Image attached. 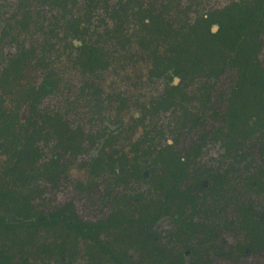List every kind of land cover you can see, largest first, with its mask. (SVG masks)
I'll return each instance as SVG.
<instances>
[{"label": "rangeland", "instance_id": "374dc122", "mask_svg": "<svg viewBox=\"0 0 264 264\" xmlns=\"http://www.w3.org/2000/svg\"><path fill=\"white\" fill-rule=\"evenodd\" d=\"M233 1L236 0H0V107L7 114H23V118L36 122L32 127L27 126L25 132L38 131L35 135L40 141L37 142L43 160L33 162L26 168L31 176L27 181L24 178L15 179L10 185L16 186L20 191L30 189L28 193L33 198L32 204L37 215L55 212L57 208L69 213L70 204L80 221L102 222L112 212L111 197L106 195L111 192V195L118 198L121 206H126L124 207L130 218L137 216L143 204L141 199L153 196L155 181H138L132 175L128 178L132 172L130 168L122 169L120 164L111 165L109 161L96 173L91 170L92 166L89 167L88 162L93 160V155L97 156L99 153L106 161V157L110 155L117 157L126 153L131 156L136 150L147 151L145 158L149 159L150 155L155 156L156 149L153 145L165 141L172 142L174 150L178 146L180 150L185 147L183 135L187 132V123L186 126L183 125L182 115L178 120L176 116L170 117L173 114L171 109L178 108V105H166L158 101L164 93L162 77H158L161 71L155 60L158 57L167 59L175 54L177 43L187 35L182 29L186 22L193 24L203 13L216 11ZM149 15L153 17L148 18ZM145 16L147 25L144 22ZM259 37L262 39V46L258 55L264 64V32ZM82 44L88 48H97L100 61L95 66H88L86 54L79 47ZM190 45L189 48H193V44ZM202 55L207 56L206 75L211 82L210 75L214 72L212 68L215 69L217 66L214 64L221 60L214 58L215 55L218 56L214 51L205 50ZM11 57L19 58V63L12 64ZM233 75L232 69L223 73L218 79L219 85L224 88L232 86L236 81ZM46 80H52L56 90L53 93H41L34 100L31 93L38 90ZM193 81L195 84L187 88L188 92L191 90V94L185 95V103L195 102V98H200L199 92L195 90L199 84L196 82L200 79L196 77ZM96 110L102 117L106 116L109 122L121 119L117 125L112 123L115 127L113 132L102 126L103 120L99 123L94 121L92 114ZM211 110L213 109L209 108L212 114L217 112ZM53 113L70 122L72 127L78 128L71 133L76 136V140L67 135L63 137V141L58 140V134L52 129L53 124L48 121L53 118L49 115L55 116ZM215 122L216 118L213 119V123ZM160 124L164 126L163 133L168 135L160 137L154 130ZM170 127L179 130L168 133L167 129ZM255 128V136L243 143L246 150L242 154L246 160L256 161L253 174L261 184L264 182V156L261 149L264 145V124ZM105 134L107 137L103 136ZM173 136L176 137L175 140ZM215 136L206 141L203 156L196 151L189 160L191 163L196 160L207 164L209 173L214 177L220 171L218 162L222 160L221 156L229 155L224 147L227 141ZM239 138L242 135L237 136L236 140ZM95 139L99 141L96 146ZM11 146V136H7L5 140L0 139V180L11 175L12 164L17 161L12 155ZM247 146L256 147L251 150ZM150 148L154 151L149 155ZM254 151L252 158L251 152ZM57 154L62 157L63 167L60 165L56 169L59 173L54 177L42 179L38 171L45 167L44 161L47 162ZM148 165L152 166L153 163ZM233 175L243 174L239 172ZM231 178L232 176L229 178L228 188L234 184ZM240 182L243 183L242 190L243 186L248 187V178H242ZM93 184L96 186L92 187ZM255 189L257 194L255 193L253 203L264 211V183ZM229 191L227 199L233 192ZM244 193L249 195L246 190ZM136 194L140 196L139 200H134ZM243 195L240 198L248 201L249 197ZM210 196L218 198L213 190ZM102 197H107V201H103ZM229 208L232 224L241 227L225 233L231 240V243H227L226 252L231 249L236 251V247L242 245L249 235V232H245L248 231L247 228H242L247 226L248 220L246 222L232 204ZM161 224L165 226L166 222ZM162 225L159 228L163 235L161 241L164 243L163 241H167L166 236H171L175 228H164ZM168 226L170 223H167ZM15 235L12 233V238ZM24 238L31 242L25 249L17 246L14 252L16 264H120L110 260L106 253L98 252L99 249L94 247L92 240L79 238L74 242L66 239L64 231H58L52 226L41 228L33 237H29L26 231L17 234L20 241ZM130 238L136 246L133 253L137 262L128 264H150L149 251L140 247L136 232L130 233ZM5 241L8 244L6 238ZM100 241L111 248L122 250L124 247L115 229L110 227L100 233ZM59 244L63 246L61 252ZM199 247L202 250V246ZM25 257L28 260L23 262ZM223 258L214 264H233L228 258ZM255 261L257 262L247 260L243 264L264 263L262 260Z\"/></svg>", "mask_w": 264, "mask_h": 264}, {"label": "flooded vegetation", "instance_id": "af4514ba", "mask_svg": "<svg viewBox=\"0 0 264 264\" xmlns=\"http://www.w3.org/2000/svg\"><path fill=\"white\" fill-rule=\"evenodd\" d=\"M146 19L147 18L144 19L145 25L148 24ZM179 41L180 42L177 44L180 46L183 41L182 37ZM174 51L175 54L170 55L168 58L166 57L167 59L158 57L155 60L156 66H158V69L161 71V73L158 74V77H162L161 81L163 83L162 89L164 93L160 96L161 99L157 100L166 105H178V108L174 107L175 109H171L173 114L170 117L173 118L176 116V120L181 118L180 115L184 117L183 119L181 118V120L183 125L185 124L186 126L187 123L188 127L187 132L183 135L185 139V147L180 150L178 146V148L174 150V145L171 144L172 142L167 143L165 141L158 143L159 145H153V148L156 149L154 157L150 155L153 153L154 149H148L150 155L149 159L145 158L147 157V151L136 150L131 156L126 153H122L117 157L110 155L109 157H106L108 159H106V161L102 155H99L101 153H99L97 156L93 155V160L88 162L89 167L92 166L91 170L96 173L100 171L105 162L109 161L111 162V165L114 163L120 164L122 169L130 168L132 172L128 178L132 175L133 178L139 179L138 181L147 179H153V181H155V191L153 196L141 199L143 204L142 207L139 208L137 216L130 218L128 212L125 210L126 206H121L118 198L115 197L114 194L111 195V192H107L106 195L111 197V202L113 204L112 212L107 219L102 222L85 223L80 221L73 212V209L70 208V204H68L70 210L69 213L62 212L63 209L58 210L57 208L55 212L52 211L46 215H37L35 212L36 208H34L32 204L33 198L30 193H28L30 189H22L20 191L16 186L13 187L10 185L11 181L13 183L15 179L24 178L19 176L12 177L11 170V175L8 177H2L0 180V264H16V256L14 252L17 246L20 245L24 249L29 247L30 240L24 238L20 241L17 239V234L19 232L31 229L36 236L37 231L47 226L55 227L58 231L62 232V226L51 219L52 214H57L63 220L65 217H71L73 223L77 222L102 226L99 228V233L97 234L95 232L92 237L93 239H91L96 248H99V246H97L98 243L103 244L100 241V233H102L105 228L110 227L115 229L118 237L122 241L121 245H124L122 250H126L128 253V263L136 261L135 253H133L136 246H134L133 241H131L130 238V233L132 232H136L139 237L140 247H145V250L150 249L149 252H155V248L162 249L166 260L172 261L174 264H185L186 262L189 264H214L223 257L226 259L228 258L230 263L233 264H243L247 260L256 263L257 261H255V259L264 261V211L259 209L253 203L255 193L257 194L255 188L264 182H261L260 184L253 174L255 172L256 161L253 160L250 162V160H246L245 156L243 157L242 154L243 151L246 150V146H243L245 140L252 139L256 134L255 120L257 116L255 113L246 112L243 114L246 122L243 126L241 124L238 125L239 128H237L235 133V135H242V138L236 140L237 136L229 131L228 119L232 114L227 111L230 103L233 102L240 104L246 99V96H248L249 102H252V100H254V88L251 86L248 88L241 87L239 81V68L230 63V58H219V60L225 62V65L221 67L222 71H219L217 75H210L212 79L210 82V79L208 80V76L206 75V69H208L207 56L202 55L205 53V50L187 47L178 48ZM221 52H224V50ZM225 52L228 51L225 50ZM11 58H13V61H16L17 59L14 57ZM242 60L244 59H236V61L240 62ZM248 60L250 62L255 61V55L250 54ZM231 69L236 81L232 83V86L224 88L219 85L218 79L223 73L231 71ZM196 77L200 79L199 82H196L199 83L197 86L198 88H195V90L199 92L198 95L200 98H195V102L191 101L185 103L187 101L185 95L191 94V90L188 92L187 88L189 85H193V83L195 84L193 80ZM50 82L53 84V87L50 90H41L40 86L38 90L31 93L35 98L34 100L38 99L39 94L41 93L48 94L50 92L53 93L56 90L54 82L52 80H50ZM76 101L77 100H75V102ZM209 108L213 109L211 111L217 112L212 114L210 113ZM100 114L101 113L96 110L95 113L92 114L93 119L98 123L103 120L101 124L109 132H113L115 129L114 125L121 122V119H117L115 122H109V119H107L106 116L102 117ZM54 115L55 116L49 115V117L51 116L53 118L48 119V121L53 124V131L54 126L60 131L59 134L54 131L58 134V140L63 141L65 135L76 140V136L74 137L71 133L72 131L74 133L78 128L72 127L70 122L65 121V119L57 113ZM23 116V114L22 116L17 114H7L0 107V139L5 140L7 136L12 137V134H16V141L19 139L18 135L24 141V138L28 133L36 134V130L28 133L25 132L27 126L32 127L36 122H31V119L27 120L26 118H23ZM215 118L216 122L213 123V119ZM55 122L56 125H54ZM112 123L115 124L112 125ZM188 123H190V125H188ZM253 124L254 126L252 127ZM163 127L164 126L160 124V127L156 125L154 128V130L160 134V137L168 135L163 133ZM178 130L179 129H175V127L167 129L168 133H173ZM95 131L98 132V130H93V132ZM215 135L221 140L223 139L227 141L224 147L229 154L228 156H231L232 158H228V156L226 157L224 154L221 156L222 160L218 162V168H220V171H218V176L214 177L209 173L210 170L207 164L200 163L196 160H193L191 163L189 160L196 151L203 156V151L206 148V141L212 139V136L216 137ZM103 136L107 137L106 134ZM36 137L37 136L35 135L33 146L39 150L36 151L38 159L34 162L41 159V148L38 144L40 141ZM147 137L148 136L146 135V138ZM229 138L231 141L236 140L238 142L229 144ZM175 139L176 137L173 136V140ZM97 143H99V141L98 139H95V146ZM21 145L19 147H21ZM247 147H251V150H255L256 146ZM261 149L264 156V145L261 146ZM18 150L19 148L12 149V155L15 156L17 160L12 164V167L17 165L19 169L29 175L26 168L33 162L20 161L21 156L20 153H18ZM254 154L255 151L251 152L252 158L254 157ZM53 156L58 159V166L52 171V173H50V170L47 168L49 159L47 162L44 161L45 167L38 171V174L42 179L54 177L55 174L59 173V170L57 171L56 169H59L60 165L63 167L64 163L61 164V155L57 154ZM41 161L43 162L42 159ZM148 163H153V165L150 166ZM239 169L242 170L239 171ZM239 172L246 177L243 175H233L237 173L239 174ZM226 175H228V177H226ZM231 176V180L236 186L233 184L228 188L229 178ZM30 177L31 176H28L27 179ZM242 178H245V180L248 178V187L246 188L243 186V190L241 188L243 183L240 182ZM27 179L24 178L26 181ZM26 185L29 186L28 184ZM93 186H96V184H93L92 187ZM229 189L233 192L231 197L227 199L228 192H230ZM212 190L218 194V198L215 199L213 196H210ZM244 190H246L249 195L245 194ZM241 194H245L243 197H249L248 201L240 198ZM134 197H136L134 200H139L140 198L138 194ZM12 198L20 202L26 201L28 203V209L25 211L27 219H15L16 210H14L15 205L12 204ZM105 199L102 197L103 201H107V197H105ZM230 204L236 207L238 213L241 217H244L243 219L246 220V222L248 220L247 226H242V228H247L248 231L245 232H249V235L242 245L236 247V251L231 249L226 252L227 243H231V240L225 233L233 232V229H239L241 227L232 224V219L230 218ZM35 214L40 218V223H32ZM62 219L59 220L61 224L63 222ZM118 219L120 222L122 221L121 227L115 226V222ZM140 219L142 222H140ZM234 219H237V216H234ZM19 221L26 226L30 225L31 228H28L30 227L28 226L25 230L15 226ZM162 222H166V227L161 224ZM167 223H170V226L167 227ZM160 225L164 228H175L171 236H166L167 241H163L165 244L161 241L163 235L159 228ZM12 233L16 234L13 238ZM5 238L7 239L8 244L6 243ZM79 238L81 237H78V239ZM66 239H68L67 236ZM199 246H202V250ZM173 247L177 248L172 249ZM58 249L59 252H61L63 246L59 244ZM98 252L105 253L101 250ZM27 260L28 257H25L23 262H26Z\"/></svg>", "mask_w": 264, "mask_h": 264}, {"label": "trees", "instance_id": "16d2710c", "mask_svg": "<svg viewBox=\"0 0 264 264\" xmlns=\"http://www.w3.org/2000/svg\"><path fill=\"white\" fill-rule=\"evenodd\" d=\"M55 1L58 2V0ZM147 17L152 18L153 15ZM147 17L145 16V18ZM215 25L217 26L216 30L213 29ZM182 29L184 31L183 33L187 34V36L182 37V45L177 46V48H186L189 47L188 45L193 44V48L191 47L192 49H205L207 51L210 50L216 52L218 56L215 55L214 58H230V63L239 68V81L241 87L248 88L251 86L254 88L255 93L253 94L254 100H252V102H249L248 96H246V99L240 104L232 102L228 105L227 111L232 114L228 119L229 131L235 135L237 128H239L238 125L241 124L243 126L246 122L243 117V114L246 112L255 113L257 116L255 125L256 127H261L264 124V117H262L264 114V64L260 61L258 52L262 46V39L259 37V34L264 32V0L233 1L216 11L203 13L193 24L186 22ZM79 47L82 53L86 54L88 66L93 67L100 61L99 52L96 53V51H98L97 48H88L84 44ZM223 50L224 52L220 54L219 51ZM225 50L228 52H225ZM250 54L255 55V61L250 62L248 60ZM238 58L244 60L241 62L236 61ZM11 61L13 64H18L19 58H17L16 61H13V58H11ZM212 62H210V67L213 66ZM224 65L225 62L223 61L216 63V65L214 64V66L217 67L215 69L212 68L214 71L213 74L217 75L219 71H222L221 67ZM52 87V82L46 80L41 85V90H50ZM54 131L58 134L60 132L55 126ZM36 132L38 131L36 130ZM16 138V134H12V149L19 148L18 153H20L21 156L20 161L34 162L37 160L38 154L36 151L39 149L33 146L35 134L28 133L25 136L24 141L19 135L17 141ZM235 142L237 141L230 140V144ZM20 145L21 147H19ZM57 162L58 159L54 156L49 159L47 168L50 170V173H52V171L58 166ZM15 176L27 179L29 175L19 169L16 165L15 167H12V177ZM12 204L15 205V219H27L25 211L28 209V203L26 201L20 202L12 198ZM51 219L54 220V222L59 223V225L62 226V230L65 231L68 239L74 240V242L78 237L88 240L93 239V234L95 232L98 234L99 228L102 227L85 223H73L71 217H65L63 220L57 214H52ZM60 219L63 220L62 224L59 221ZM34 222H41L36 214L32 220L33 224ZM140 222H142L141 219ZM15 226L25 229L30 225L26 226L19 221ZM115 226L121 227L122 221L120 222L118 219L115 222ZM28 228H31V226ZM26 232L29 237L35 236L34 231L31 229H27ZM97 246H99V250L107 254L110 260L118 261L120 264H128V253L126 250L111 248L110 246H105L101 243H98ZM146 250L149 251L150 249ZM148 257L150 258V264H174L172 261L166 260L162 249L155 248V252H149Z\"/></svg>", "mask_w": 264, "mask_h": 264}, {"label": "water", "instance_id": "95a60500", "mask_svg": "<svg viewBox=\"0 0 264 264\" xmlns=\"http://www.w3.org/2000/svg\"><path fill=\"white\" fill-rule=\"evenodd\" d=\"M213 29L216 30V29H217V26L215 25V26L213 27Z\"/></svg>", "mask_w": 264, "mask_h": 264}]
</instances>
